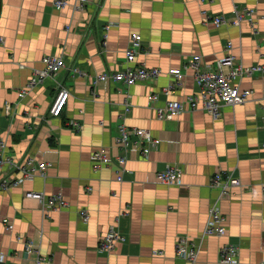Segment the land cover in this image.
Instances as JSON below:
<instances>
[{
	"label": "crops",
	"instance_id": "crops-1",
	"mask_svg": "<svg viewBox=\"0 0 264 264\" xmlns=\"http://www.w3.org/2000/svg\"><path fill=\"white\" fill-rule=\"evenodd\" d=\"M54 1L0 0V141L17 161L50 164L46 180L0 190L4 264H191L177 257L180 241L201 246L195 264H220V250L229 243L240 249L239 264H264V78L243 80L251 98L225 106L218 119L199 108L160 121L155 111L198 94L195 72L186 68L193 56L215 69L232 42L244 65L264 64V0H90L83 10L73 4L58 10ZM243 8L254 11L253 27L246 21L218 28L204 15L231 18ZM132 34L142 37L132 66L158 69L160 75L131 87L95 84L100 75L128 66ZM50 55L63 57L66 69L20 98L34 69L43 68ZM174 69L182 70V84L165 95L175 82ZM60 87L70 97L55 118L50 110ZM152 94L159 100L150 101ZM121 124L148 130L161 144L147 158L140 145L125 150ZM98 151L126 158L123 182L116 163L97 169L92 157ZM168 165L181 167V187L159 181ZM219 171L235 173L241 186L221 202L225 236L201 242L218 196L210 183ZM28 191L62 194L69 207L45 212L25 197ZM113 226L127 241L112 253H99ZM26 241L45 261L27 255Z\"/></svg>",
	"mask_w": 264,
	"mask_h": 264
},
{
	"label": "built area",
	"instance_id": "built-area-1",
	"mask_svg": "<svg viewBox=\"0 0 264 264\" xmlns=\"http://www.w3.org/2000/svg\"><path fill=\"white\" fill-rule=\"evenodd\" d=\"M90 0H55L54 7L58 10H63L73 4L77 9H85ZM206 20L216 27L232 26L240 27L243 22H249L252 27L254 25V11L248 8L236 10L234 16L228 18L226 16H213L204 13ZM107 35L104 36L103 47L106 46ZM142 37L138 34H132L130 45L126 51V60L128 66L118 72L104 73L100 75L95 82L104 83L113 81L125 85L126 87L134 86L142 81L148 79H156L160 75L158 69H148L143 66H132L136 59L137 52L140 50ZM227 54L218 61L217 67L211 68L203 66L201 56H193L187 62L186 68H190L195 72V81L198 86V94L189 97L186 102L168 101L165 106L156 108V115L160 121H173L181 116L188 109L197 110L201 108L214 119H218L221 115L222 108L225 106L242 105L249 101L252 96L251 90L241 88V84L245 79H252L254 77L264 78V64H256L252 66L244 65L233 53L232 42L226 46ZM43 68L34 69L33 74L27 83L26 87L19 92V97L24 98L29 93L40 86H43L47 80L55 77L61 71L66 69V61L63 57L46 56L42 60ZM78 72V71H76ZM80 75L83 73L79 72ZM170 74L175 78L174 84L163 90L165 95H169L173 89L180 87L184 78V74L180 69L170 71ZM70 91L65 87H60L58 95L54 99L50 110V115L55 118L61 117L64 109L67 106ZM159 94H152L149 100L152 102L158 101ZM9 112V106H6ZM130 108L126 109V113ZM76 128L80 129V124L73 122ZM264 129V124H263ZM120 138L119 143L123 149L128 150L132 145H140L141 152L146 158L149 157L154 149H157L161 144L160 140L155 138L153 134L145 129L132 128L127 129L125 124L119 126ZM264 149V143L262 144ZM93 162L97 165V169L102 166H108L116 163L119 168L118 182L124 181V174L126 173V158L123 156L112 158L103 151L95 152L92 157ZM50 164L37 163L34 159L29 158L24 162L17 161L8 151L7 144L0 141V190L8 191L23 186L26 182L32 181L37 177L46 180L48 177V169ZM158 179L163 185L181 187L183 185V171L178 165H168L158 173ZM211 187L218 191L217 198L210 204L208 212V221L202 236L203 242L208 237H223L227 233L226 217L221 210V202L226 199L234 189L240 188L241 181L235 173L217 172L211 180ZM264 192V185H263ZM27 199L34 200L39 203L42 210L51 212L54 210L67 209L69 207L68 201L62 194L47 195L44 192L25 193ZM85 221L89 220V215L84 213ZM125 215H122L123 217ZM121 217L118 219L120 220ZM9 231L14 230V225L5 221ZM21 240V237H17ZM126 236L113 226L109 229L106 236L102 239L98 252L109 254L116 250L117 245L125 243ZM25 249L27 255H38V263L44 260L40 256L39 250L35 245L26 241ZM201 251V246L189 247L186 241H180L177 245V257L195 264ZM240 249L237 245L226 244L219 253L220 264H239ZM6 255L0 253V264H4Z\"/></svg>",
	"mask_w": 264,
	"mask_h": 264
}]
</instances>
